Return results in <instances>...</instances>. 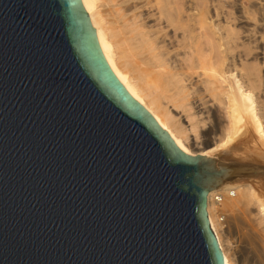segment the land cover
<instances>
[{"label":"water","instance_id":"95a60500","mask_svg":"<svg viewBox=\"0 0 264 264\" xmlns=\"http://www.w3.org/2000/svg\"><path fill=\"white\" fill-rule=\"evenodd\" d=\"M247 173L176 144L81 0H0V264H225L207 195Z\"/></svg>","mask_w":264,"mask_h":264},{"label":"bare ground","instance_id":"6f19581e","mask_svg":"<svg viewBox=\"0 0 264 264\" xmlns=\"http://www.w3.org/2000/svg\"><path fill=\"white\" fill-rule=\"evenodd\" d=\"M81 1L118 80L183 151L259 170L264 0ZM251 174L207 195L225 264H264V180Z\"/></svg>","mask_w":264,"mask_h":264},{"label":"rangeland","instance_id":"374dc122","mask_svg":"<svg viewBox=\"0 0 264 264\" xmlns=\"http://www.w3.org/2000/svg\"><path fill=\"white\" fill-rule=\"evenodd\" d=\"M226 9H230V10H232V7L231 6H229V8H226ZM241 24H239L238 26H240ZM250 61H251V59H250ZM254 63H257V62H254ZM205 123L206 124H208L209 123V120H206L205 121ZM205 124V125H206ZM201 132V131H200ZM218 144L219 143H222L224 140H225V135L224 134H222V133H220V132H218ZM206 141V137L203 135V134H201L200 133V135H199V137H198V139H197V142L198 143H200V145H203V143ZM218 162H223V161H221L220 159H218V158H215ZM257 160L255 161V162H252V163H254V164H250V165H254V166H256V167H259V170H264V157H261V156H259L258 158H256ZM241 164V163H240ZM242 164H247V163H242ZM251 176H258L259 178H257V179H259V180H264V173H252L251 174ZM234 177H246V176H244L243 174H239V175H235V176H233V177H231V178H234ZM231 178H227V179H231Z\"/></svg>","mask_w":264,"mask_h":264}]
</instances>
